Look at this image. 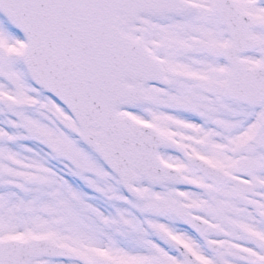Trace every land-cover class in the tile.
Returning a JSON list of instances; mask_svg holds the SVG:
<instances>
[{
  "label": "snow or ice",
  "instance_id": "1",
  "mask_svg": "<svg viewBox=\"0 0 264 264\" xmlns=\"http://www.w3.org/2000/svg\"><path fill=\"white\" fill-rule=\"evenodd\" d=\"M0 264H264V0H0Z\"/></svg>",
  "mask_w": 264,
  "mask_h": 264
}]
</instances>
